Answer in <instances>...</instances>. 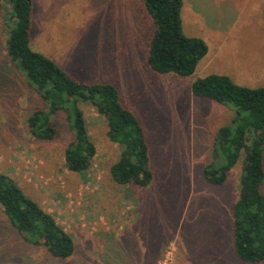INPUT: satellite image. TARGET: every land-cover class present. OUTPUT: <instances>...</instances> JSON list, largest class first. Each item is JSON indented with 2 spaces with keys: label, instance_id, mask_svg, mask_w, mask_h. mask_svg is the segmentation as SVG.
Returning a JSON list of instances; mask_svg holds the SVG:
<instances>
[{
  "label": "rangeland",
  "instance_id": "374dc122",
  "mask_svg": "<svg viewBox=\"0 0 264 264\" xmlns=\"http://www.w3.org/2000/svg\"><path fill=\"white\" fill-rule=\"evenodd\" d=\"M211 1L235 9L244 0ZM184 2L186 34L203 37L209 45L208 38L220 40L215 30L224 27L219 15L205 11V17H213L211 30L195 18L198 5L204 7L202 0ZM258 2L264 0H252L232 34L233 43L244 45L240 57H250L246 59L250 62L222 67L230 69L236 82L252 86L264 84V46L256 47L264 38V5L256 9ZM33 3L31 46L81 81H107L118 87L122 101L147 130L155 178L147 188L113 180L110 168L120 147L109 139L105 117L91 105L81 107L97 153L82 173L69 170L65 163V149L73 135L63 113L55 119L54 140L44 142L29 132L27 117L45 104L8 55L9 2L0 0V172L13 177L52 213L77 246L68 260L49 257L45 248L19 234H7L3 227L8 218L0 208V264H122L118 255L126 249L138 255L131 248L139 242L146 251L140 264H264V260L242 261L233 241L232 210L244 153L224 185L208 183L202 172L219 127L232 121L234 111L194 96L191 85L197 77L219 70L220 64L211 63L207 56L190 76L160 74L150 68L146 47L154 25L144 0ZM165 201L168 215L152 216L155 220L146 228L143 222L148 215L142 216V203L152 211L164 209ZM155 237L159 241L154 244ZM160 243L162 252L156 256L153 252Z\"/></svg>",
  "mask_w": 264,
  "mask_h": 264
},
{
  "label": "trees",
  "instance_id": "16d2710c",
  "mask_svg": "<svg viewBox=\"0 0 264 264\" xmlns=\"http://www.w3.org/2000/svg\"><path fill=\"white\" fill-rule=\"evenodd\" d=\"M7 1L8 55L45 104L27 117L29 132L44 142L54 140L58 129L55 119L63 113L73 135L65 149V163L69 170L82 173L97 153L81 107L91 105L105 117L107 135L120 147L119 157L110 168L113 180L137 188L151 186L155 172L148 133L122 101L118 87L107 81H81L51 57L35 50L30 38L33 0ZM144 3L154 25L146 47L148 66L160 74L193 75L208 52V44L184 31V0H144ZM191 91L196 97L214 100L234 111L232 121L219 127L202 172L208 183L224 185L244 153L239 192L232 210L233 241L242 261L261 262L264 260V85L248 87L228 75L212 73L197 77ZM0 208L8 218L3 227L7 234H19L24 241L45 248L48 256L58 261L75 255L77 246L72 235L4 172H0ZM158 241L155 237L154 244ZM131 249H137L139 254L131 250L128 253L126 249L118 255L120 263L140 264L142 257L146 258L142 242ZM161 252L160 243L153 253L157 256Z\"/></svg>",
  "mask_w": 264,
  "mask_h": 264
},
{
  "label": "crops",
  "instance_id": "0c3cea01",
  "mask_svg": "<svg viewBox=\"0 0 264 264\" xmlns=\"http://www.w3.org/2000/svg\"><path fill=\"white\" fill-rule=\"evenodd\" d=\"M200 1V0H199ZM252 0H244L241 8H231L229 7L228 4H217L215 2H212L211 0H202V3L204 4V7H199L200 11L196 10V14H195V18L196 21L199 23L201 22L202 24H204L207 27H211L213 26V17H211V19H208V14L205 12L206 10L208 11V13H214L215 15H219L220 20H218L219 22H221V24H223L224 27H218V29H215L219 35H220V40L217 41L216 40H211L208 38L209 42L212 45H209L208 41L206 39H204L207 44H208V52L206 54L205 57L209 56L210 58V62L211 63H219L220 67L219 70L216 71H212L209 74L212 73H218V74H224V75H228L230 76L234 81L236 80L232 74L230 73V69H222L223 66L225 67H231V66H238L239 65H246L248 63V61L250 62V60H246L249 59L250 57H244L241 56L240 57V50H242L244 48V45L239 42L240 46L238 44H235L232 42V34H233V30L235 29V26L238 25V23L241 21V16L247 12V9L250 8V6H252ZM205 3L209 4L208 7H206ZM261 5H264V3L262 4L261 2H258L256 4V9H259ZM185 6V2L183 5V8ZM264 13V11H263ZM182 15H183V11H182ZM212 22V23H210ZM213 30V29H211ZM199 37V36H197ZM252 42V41H251ZM262 43V45H261ZM256 47H259L261 45L264 46V38L262 40H260L259 42L256 43ZM211 49V52H210ZM264 49V48H263ZM204 57V58H205ZM222 57L221 59L218 60V58ZM241 70V69H240ZM236 82V81H235ZM237 82H239L238 84L240 85H244V86H248V87H259L262 85H257V86H252L249 85L247 83H243L237 80ZM236 82V83H237ZM264 85V84H263ZM224 105V104H223ZM228 107V106H227ZM230 108V107H229ZM231 109V108H230ZM169 204V203H168ZM167 204V201H165L162 204V208L164 209H160V210H150V206L148 204H144L142 203V216H147L148 215V219L146 221L143 222V225L146 226V228L148 227V225L152 222H154L155 219L151 220L152 216H155L157 214H159V217L162 216H167V210L169 208ZM155 207H157V205H155ZM134 235V234H132ZM148 236V234H147ZM143 238V240H146V247H148V243H147V239L148 237Z\"/></svg>",
  "mask_w": 264,
  "mask_h": 264
}]
</instances>
